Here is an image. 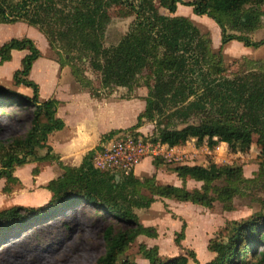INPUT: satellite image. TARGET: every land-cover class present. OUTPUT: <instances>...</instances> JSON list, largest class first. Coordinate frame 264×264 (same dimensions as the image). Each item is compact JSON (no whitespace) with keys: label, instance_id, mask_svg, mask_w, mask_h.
Returning <instances> with one entry per match:
<instances>
[{"label":"trees","instance_id":"trees-1","mask_svg":"<svg viewBox=\"0 0 264 264\" xmlns=\"http://www.w3.org/2000/svg\"><path fill=\"white\" fill-rule=\"evenodd\" d=\"M178 5L192 8L194 15L206 16L218 26L221 45L217 53L212 52L207 34L188 18L175 15ZM262 6L264 0H0V25L23 23L35 28L47 41L59 68L69 67L80 87L90 93V82L79 65L88 64L99 73L102 89L133 91L139 87V76L147 71L145 108L129 130L137 131L144 122L164 118L175 124L150 143L172 149L193 141L196 148L205 146L210 151L226 144L232 153H244L255 136L260 150L259 169L252 179L243 176L241 167L228 165L170 168L183 184L188 179L201 183L192 191L184 186L157 185L154 177L140 180L133 172H101L92 165L94 150L83 157L79 167L65 166L48 144L49 136L65 126L57 117L59 101H40L39 86L29 78L34 63L41 58L40 51L29 38H13L0 45V65L11 61L13 51H27L12 83L31 89V96L0 86V108L30 110L32 119L22 137L0 142V180L19 184L15 170L34 163L56 162L62 174L42 187L51 194L45 206H14L0 211V239L67 207L83 204L112 220L103 232L105 250L96 264H138L125 253L138 237L155 239L157 233L140 223L136 210L168 199L205 209L218 202L224 211L231 212L232 199L243 190L264 191V62H245L228 77L221 52L232 41L253 49L264 45V38L252 41L248 37L261 26ZM112 7L127 8L134 19L115 45L105 47ZM148 79L153 81L151 86ZM193 120L196 122H190ZM119 132L110 131L105 138ZM152 164L158 168L162 160L155 158ZM31 174L37 176L38 168ZM261 209L248 219L227 223L210 239L207 249L214 257L205 264H264V201ZM185 227L183 222L174 239L184 254L161 260L157 246L140 245L142 259L147 264L196 261L194 252L181 245Z\"/></svg>","mask_w":264,"mask_h":264},{"label":"rangeland","instance_id":"rangeland-1","mask_svg":"<svg viewBox=\"0 0 264 264\" xmlns=\"http://www.w3.org/2000/svg\"><path fill=\"white\" fill-rule=\"evenodd\" d=\"M182 1L190 2L192 0ZM259 11L264 14V6L259 8ZM160 12L167 14L161 9ZM176 12L178 16L188 18L202 34H207L211 40L210 47L212 52H218L221 45L220 30L211 19L206 16H196L192 13V8L181 5L177 6ZM109 16L110 23L105 34V47L115 45L127 32L134 19L133 15L125 7H112L109 10ZM248 37L252 41L264 38V15L261 18L259 29L249 34ZM13 38H29L40 51L41 58L34 63L29 76L39 86L40 101L47 100L50 97L64 100L68 96L73 97L74 95L72 94L79 93L76 100H72L69 104L61 107V116H65V112H67L63 122H67L70 128L86 121L87 127L97 132L96 129H100L106 123L113 126L127 127L133 122V107L128 102H123L130 100L135 96V93L147 95L148 89L144 85L147 71H143L139 76V87L133 89V91L120 87L102 89L99 73L93 71L88 64L79 65L77 67L82 69L83 75L90 82L91 93L97 95L93 97L87 89L80 87L69 67L59 68L55 62L56 57L49 49L47 41L35 28L23 23L0 25V45ZM221 52L226 70L225 75L228 77H232L233 74L243 68L242 66L245 62H264V45L253 49L246 48L241 43L232 41L225 45ZM27 53V51H13L11 61L0 65V86L31 96V89L23 86L16 87L12 83V75L15 70L20 68V60ZM148 83L151 86L153 81L148 79ZM93 99L99 102L105 99L109 102L107 104L108 109H100L96 104L97 101ZM31 119L30 110L16 106L0 108V142H7L10 139L22 137L30 128ZM174 125V122L172 125L166 118L155 123L144 122L141 131H136L139 133V137L147 141L146 143L148 144L142 160L145 158H148L149 161H153L155 158L159 161L162 160V164L157 169L167 173L170 172V168L180 165L208 167L210 164H216L217 166L241 167L243 176L246 179L256 177L260 163V150L256 145L257 137L255 136L251 147L244 153H232L226 144H219L212 151L205 146L196 148L193 141L173 149H169L159 143L153 144L152 150L155 151V154L152 153V150H148L151 145L150 141L154 137ZM177 127L180 128L181 126L177 125ZM67 131L68 129L63 132L52 133L49 136L50 144L58 148L60 140L57 139V135H60V133L66 134ZM127 131L131 130L128 129ZM107 139L109 138H105V140ZM102 140L105 141L104 138ZM38 154L42 155L44 151H38ZM79 155H81L80 151L76 155H71L70 160L66 162L67 165L79 167L82 162H78ZM76 163L79 165L77 166ZM147 164L144 161L141 167L142 171L147 170ZM36 167L39 170V174L32 176L31 172ZM41 174L44 175L42 176ZM61 174L62 170L56 162L34 163L17 168L13 175L18 178L19 184H6L3 179L0 180V211L14 206H45L51 195L47 196L45 192L48 191L45 189L41 190L42 186H37V181L40 179V182H46L45 179L48 176L53 175V179H56ZM136 178L143 180L147 176L142 174L140 177L136 176ZM197 187L199 186L194 184L193 188ZM36 191H38L37 195L35 194ZM143 193L146 194V192ZM262 201H264V191L250 188L243 190L242 195L232 199L233 211L231 212L224 211L222 205L218 202L213 205L212 209L206 210L195 209L193 211L183 209L182 211L177 207L175 209L177 210L176 212H180L185 216L186 218L184 219L192 223L195 231L198 230L197 228L206 231V235L203 234L204 231L202 230L201 235L197 236L195 234L189 239L188 245H190V248L186 246L189 248L188 250L194 252L196 258V261L190 260L189 264H200L202 261L205 264L210 261L214 255L207 249L208 241L214 238L227 223L232 221L240 222L255 213L263 211L261 209ZM192 206L196 207L195 205ZM197 208L202 209V207L198 206ZM157 212H160L157 208L152 212L156 215L151 216L154 221L159 223L160 219L169 227V230L175 229V224L173 225L170 220L164 217L161 219L160 215L156 214ZM137 213L140 216L150 218L147 211H138ZM167 213L174 215L172 211H167ZM111 223L112 220L108 216L95 211L87 205L77 204L67 207L32 226L20 229L14 234L0 239V264H96L97 259L103 255L105 250L103 232ZM175 235L171 238L165 234L162 238L157 237L155 241L139 237L127 250L125 257L138 264H147V261L142 259L139 254L138 248L140 245H144L146 248L157 245L161 260L184 254V252L177 249L174 243ZM208 254L213 257L209 258Z\"/></svg>","mask_w":264,"mask_h":264},{"label":"crops","instance_id":"crops-1","mask_svg":"<svg viewBox=\"0 0 264 264\" xmlns=\"http://www.w3.org/2000/svg\"><path fill=\"white\" fill-rule=\"evenodd\" d=\"M177 14L178 13L176 12L175 15H177ZM78 94H72V95H74L73 97L68 96V98H66L64 100L63 99H56V100L59 101V106H58V109H57V117L58 118H60L62 120L65 119V116L67 115V112H65V114H66L65 116H61V112H60L61 111V107L65 106L66 104H69L72 100H76ZM145 97H146V94L143 95V93H137V94L135 93V96H133L130 100H125L123 102V103L128 102L133 107V109H132L133 110L132 111V120H133V122L129 126H127V127H121L119 125L118 126H113V125H109V124L106 123V124L102 125L100 127V129H96L97 130V132H96L95 130H91L90 127H87V122L86 121H84L85 123L83 122V124H76L75 127H71V128L69 127V125H67V122H66V123H64L65 124L64 128L61 131H59V132H63V131L68 129L66 134H61L60 133V135H57L58 136L57 139L60 140L58 148L54 147L53 145H51L50 144V139L48 138V140H49L48 142H49L51 148L59 156L60 161L63 162V165H65V166H68L66 162L70 160L69 158L71 157V155H76L77 153H79V151H80L81 155H79L80 157H79V161L78 162H81L83 157L89 151H91V150L96 151V150L99 149V147L104 143V141L102 139L104 138V140H105V136L110 131H114V130L115 131H121V130L122 131H126L129 128H131L133 125H135L136 120H137V116L145 108V101H144ZM50 98H52V97H50ZM93 100L97 101L96 104H97V106L100 109H105V110L108 109L107 108V104L109 102L106 101L105 99L100 101V102L98 100H95V99H93ZM141 129L142 128H139V130H137V132H140ZM100 142H101V144H100ZM144 161L148 163L147 164V170H145V171L143 170L142 171L141 167H142ZM76 165H77V163H76ZM133 174H134L135 177L136 176L140 177L142 174H144L145 176H147V178L153 177V175H155L154 178H155V182H156L157 185H160V186L170 185V186H175V187L184 186L188 191H192L194 189H199L200 186H201V183L195 182V181L189 180V179L186 180L185 183L183 184V182L176 176V174H174L172 172L167 173V172H164V171H161V170L157 169L152 164V161H149L148 158L143 159L135 167V169L133 171ZM53 178H54L53 175L52 176H48V178L45 179L46 182H40V179H38L37 186L44 187ZM194 184H197L199 187L193 188ZM41 190H43V189H41ZM41 190H40V192H41ZM42 192H45V191H42ZM45 193L47 194V196L51 195L49 192H45ZM35 194L37 195L38 191H36ZM177 207L180 208L182 211H183V209H190V210H193V211L195 209H197V210H206L203 207H202V209L197 208V206L193 207L192 205H189L188 203L186 205V203H180L179 204V202H176V201H173V200L160 199V200H157L155 203H153L150 206L149 209L136 210L135 212H136V215L138 216V219H139L140 223L144 227H152V228L155 229L158 238H160V237L162 238L163 235H165V234L169 235L172 238L175 235V233H177V232H179L181 230L182 221H184L186 227H185V231H184V240L181 242V245H182L183 248L188 250L190 248V245H188L189 239L191 237L195 236V234L197 236L201 235L200 233H202L204 231V229L197 228L198 230L195 231L194 226L192 225V223L189 222V220L187 221V219H184L186 217L183 216L180 212H176L177 210H175V209ZM198 207H200V206H198ZM156 208H157L158 211H160V212H157L156 214L160 215L161 219H162V217H164L167 220H170V222H172L173 225L175 224V229L169 230V227H167L166 224L162 220L159 219V223H158V222H156V221H154L152 219L151 216H156L155 214L152 213L154 211V209H156ZM138 211H147V213L149 212L150 218L138 215V213H137ZM167 211H172L174 215L167 213ZM146 216H148V215H146ZM171 216H173V218H171ZM162 222H163V224H162ZM216 232H217V230H216ZM203 234L206 235V231H204ZM140 238H146V237L140 236ZM146 239L155 241V239H149V238H146ZM208 255H209V258L213 257L211 254H208ZM189 262H188V264H189ZM200 264H204V262L202 261Z\"/></svg>","mask_w":264,"mask_h":264},{"label":"built area","instance_id":"built-area-1","mask_svg":"<svg viewBox=\"0 0 264 264\" xmlns=\"http://www.w3.org/2000/svg\"><path fill=\"white\" fill-rule=\"evenodd\" d=\"M136 131H122L104 141L94 152L92 165L101 172L116 175L133 172L140 160L145 156L147 141L135 136ZM151 143L148 150H152ZM155 154V151L152 150Z\"/></svg>","mask_w":264,"mask_h":264},{"label":"water","instance_id":"water-1","mask_svg":"<svg viewBox=\"0 0 264 264\" xmlns=\"http://www.w3.org/2000/svg\"><path fill=\"white\" fill-rule=\"evenodd\" d=\"M116 179L118 180V176H116Z\"/></svg>","mask_w":264,"mask_h":264}]
</instances>
